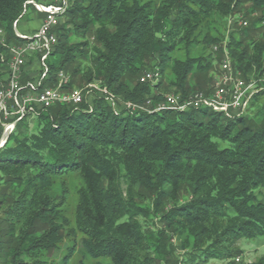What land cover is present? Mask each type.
I'll return each instance as SVG.
<instances>
[{"label":"trees","instance_id":"1","mask_svg":"<svg viewBox=\"0 0 264 264\" xmlns=\"http://www.w3.org/2000/svg\"><path fill=\"white\" fill-rule=\"evenodd\" d=\"M26 1L0 0L9 42L19 41L13 22ZM70 3L56 29L48 84L59 70L70 74V87L79 75L100 80L118 108L101 96L42 110L36 130L28 120L17 124L0 149V264H69L79 245L93 262L78 264H236L244 253L239 242L264 236V90L234 117L205 107L158 110L160 97L156 109L127 103L152 99L140 77L156 68L174 76L184 98L209 93L225 43L244 78L262 76L264 0ZM240 13L248 25L227 31ZM83 58L90 63L83 66ZM8 61L9 48L0 44V82ZM64 240L66 253L50 260Z\"/></svg>","mask_w":264,"mask_h":264},{"label":"built area","instance_id":"2","mask_svg":"<svg viewBox=\"0 0 264 264\" xmlns=\"http://www.w3.org/2000/svg\"><path fill=\"white\" fill-rule=\"evenodd\" d=\"M33 5L36 12L43 13V17L31 16L39 25L30 32H20V20L27 13V5ZM70 0H27L22 13L13 22L15 36L18 42H9L7 32L0 27V44L9 48V61L6 75L0 82V149L7 144L10 135L15 132L20 121L34 122L39 113L57 104L73 105L78 108L86 99L85 88L70 87L71 76L65 70H59L55 83L48 84L51 77L49 60L58 43L57 26L68 13ZM230 25L238 23L247 26L248 21L242 16L229 18ZM220 63V73L215 78L213 92L209 95L197 94L196 98L179 102L175 95L166 96L158 104L157 109L188 107L211 108L222 112L226 116L234 117L243 114L256 93L264 90V74L246 79L233 66L226 47ZM218 51L219 46H214ZM158 76L155 72H146L141 81L146 82ZM116 108L115 96L106 97ZM131 106V103H128ZM242 257L237 256L236 261Z\"/></svg>","mask_w":264,"mask_h":264},{"label":"rangeland","instance_id":"3","mask_svg":"<svg viewBox=\"0 0 264 264\" xmlns=\"http://www.w3.org/2000/svg\"><path fill=\"white\" fill-rule=\"evenodd\" d=\"M249 6H250L249 2L241 5L243 10H246ZM241 15H242L241 13L237 14V16H241ZM248 22H249V20H248ZM36 25H37V21H34L31 19V11L29 9L27 15L23 19L20 20L18 30L20 32H30V31H32V29ZM236 25L237 24L230 25L229 20H228L227 31L236 29L237 28ZM90 40H91V44L95 45L94 39L91 38ZM89 63H90L89 59H84V58L82 59V65L83 66H86ZM220 63H221V60L215 62V64H214L215 67L210 71V75L214 76V80H215V78L218 77V74L220 73V68H221ZM146 72L158 73V76L155 77L154 79L143 82V83H149V85L151 87L150 88L151 92H150L149 97L152 99H149L145 104H141V105L140 104H133L132 102H128V103H131V107H140L141 109L142 108L151 109V108L155 107V101H154L155 97H160L161 101H163L165 98H167L166 96L175 95L176 97H178L179 102H183V100L184 101L188 100V102H189V101L193 100L194 98H196L197 97L196 95L199 93L209 95L213 92V90H211L209 93H206L204 91H195L191 95H189L187 98H184L181 96V94H180L181 92L178 89V87L173 83L174 76L172 74H170L169 71L167 72V75L164 77H162L159 74L158 68L148 69ZM146 72H144L143 74H145ZM80 76L81 75H79L77 77V80H76L77 82H75V85L77 87H80V88H85V91L87 94L86 99L88 100V102L90 104H93L92 102L95 98H99L101 96H104L108 102H109V100L106 98L108 95H113V96H115V100L117 99V96L115 94H112L106 87H104L101 84L100 80L96 79L94 81L87 82L85 80L82 81ZM141 77H140V82H142ZM189 84L191 87L195 86L197 84V76L195 78L191 79ZM213 86H214L213 80L211 82H209V84H207L208 88L212 89ZM263 101H264V97L261 99V102H263ZM128 103H127V106H128ZM128 107H130V106H128ZM116 108H118L117 103H116ZM155 109H156V107H155ZM247 109H246L245 113L247 112ZM254 110L255 109L248 111L249 114L250 115L253 114ZM30 128H31V130H36V121L31 123ZM72 179L73 178L69 177L68 181H71ZM71 182H73V181H71ZM262 195H264V191L259 192V196L261 197ZM76 200H77V194L75 191H72L70 194V197H69V206L67 208V210H68L67 214L69 216H73V211L75 210ZM160 224H159V226H162ZM172 242L178 247V249L176 251V256L178 257L182 253L181 248L179 247V241L176 238H174V239H172ZM69 245H70L69 241L64 240V242L61 244V247L59 249H54V250H51L48 252L47 255H48L49 259L50 260L60 259L66 253ZM239 246L244 250V253L242 255H240L242 257L241 261H239V262L236 261V264H255L256 262H258L259 258L264 255V236L257 237L253 240L240 241ZM81 249L82 248L79 245L77 247L76 253L71 258L69 264H78V262L81 259L93 262V260H91L89 257H85L83 255V251ZM107 262L108 261H104L105 264ZM208 264H225V263L221 262V261H217V260H212Z\"/></svg>","mask_w":264,"mask_h":264},{"label":"crops","instance_id":"4","mask_svg":"<svg viewBox=\"0 0 264 264\" xmlns=\"http://www.w3.org/2000/svg\"><path fill=\"white\" fill-rule=\"evenodd\" d=\"M39 25V21H37V25H36V27Z\"/></svg>","mask_w":264,"mask_h":264}]
</instances>
